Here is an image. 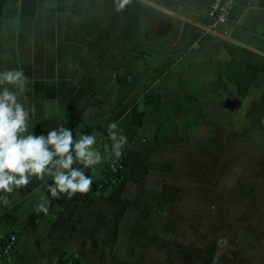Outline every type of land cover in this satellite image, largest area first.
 <instances>
[{"label": "crops", "instance_id": "1", "mask_svg": "<svg viewBox=\"0 0 264 264\" xmlns=\"http://www.w3.org/2000/svg\"><path fill=\"white\" fill-rule=\"evenodd\" d=\"M211 2L0 0V71L28 77L29 131H95L102 155L110 123L128 137L116 187L100 188L108 159L87 194L54 199L33 178L0 200V241L18 236L8 264H264V192L252 206L240 194L220 231L212 209L230 159L237 191L264 174V0H239L230 24L209 16ZM217 142L203 157L219 167L198 183L197 144ZM41 195L47 216L34 210Z\"/></svg>", "mask_w": 264, "mask_h": 264}, {"label": "clouds", "instance_id": "2", "mask_svg": "<svg viewBox=\"0 0 264 264\" xmlns=\"http://www.w3.org/2000/svg\"><path fill=\"white\" fill-rule=\"evenodd\" d=\"M130 2L117 0L118 10ZM28 83V77L19 68L0 71V193L5 194L0 200L9 203L8 194L28 187L33 178L44 181L47 193L54 199H61L65 194L70 199L78 193H89L97 174L96 166L113 156L119 159L124 154L128 137L120 132L118 122L110 123L111 148L105 145V155H102L95 147L100 135L95 131L80 134L78 139L74 138L72 129L63 125L46 135L30 132L31 113L25 107L26 97L20 96ZM87 170L93 175H87ZM39 199L34 210L47 216L51 200L46 195Z\"/></svg>", "mask_w": 264, "mask_h": 264}, {"label": "rangeland", "instance_id": "3", "mask_svg": "<svg viewBox=\"0 0 264 264\" xmlns=\"http://www.w3.org/2000/svg\"><path fill=\"white\" fill-rule=\"evenodd\" d=\"M251 145V144H250ZM229 150H233L235 153L236 150V144H230L229 145ZM221 152V143L217 142V143H198L197 144V164H198V175H197V182L201 183L204 181V177L205 175L202 174V172L200 171V169L205 168L207 166H210L211 163L213 166H217L219 167L220 164V158H209L208 156L206 158H204L203 156L205 155H211L214 154L218 155ZM217 159V160H215ZM187 161V160H186ZM236 159H230L229 160V173L228 174H221V176H219L218 178L214 176V179H219V182L221 180L222 182V190H220V187L218 190H214L212 192V195L214 197V201L218 200V203H223L224 206L220 207L219 205H217L214 202L213 205V214L214 216H218L217 219L214 218V220H218V222L214 221L213 223V231H220L223 227L224 229V225L222 224L219 220H221V218L223 217H232L237 213V210L242 212V207H237V201H238V196H240V194H244L245 196V201H246V206H252V201L251 198L254 197L255 190L260 194L261 192H264V174L260 175V176H252V175H244V191H241V185L243 188V184H240L239 190L237 191V179L239 178V180L243 177L240 176L236 173ZM107 165V164H106ZM248 163H246V169ZM261 165L263 166V161L261 163ZM192 168V167H191ZM227 178V180H226ZM218 182V183H219ZM225 183V184H223ZM228 183V185H226ZM201 194L202 198H206L209 196V192H205V191H197V195ZM208 195V196H207ZM257 196V195H256ZM204 200V199H202ZM227 201V202H225ZM198 212H202L204 210L203 207H200L197 209ZM251 211V210H250Z\"/></svg>", "mask_w": 264, "mask_h": 264}, {"label": "built area", "instance_id": "4", "mask_svg": "<svg viewBox=\"0 0 264 264\" xmlns=\"http://www.w3.org/2000/svg\"><path fill=\"white\" fill-rule=\"evenodd\" d=\"M238 2L239 0H212L208 14L217 23L230 24ZM126 167L127 164L123 156L119 159L116 157L111 158L105 167L104 179L100 183V188L106 189L118 186L125 178ZM7 241V253H9L17 244L18 236L11 234Z\"/></svg>", "mask_w": 264, "mask_h": 264}, {"label": "trees", "instance_id": "5", "mask_svg": "<svg viewBox=\"0 0 264 264\" xmlns=\"http://www.w3.org/2000/svg\"><path fill=\"white\" fill-rule=\"evenodd\" d=\"M7 248H8L7 239L0 241V264H8ZM59 264H79V263L74 259H68L66 261L60 262Z\"/></svg>", "mask_w": 264, "mask_h": 264}]
</instances>
